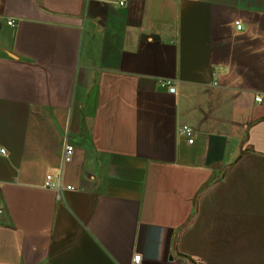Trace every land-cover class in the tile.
Returning <instances> with one entry per match:
<instances>
[{
    "label": "crops",
    "instance_id": "0c3cea01",
    "mask_svg": "<svg viewBox=\"0 0 264 264\" xmlns=\"http://www.w3.org/2000/svg\"><path fill=\"white\" fill-rule=\"evenodd\" d=\"M117 1L0 0V264H264V0Z\"/></svg>",
    "mask_w": 264,
    "mask_h": 264
},
{
    "label": "built area",
    "instance_id": "2783aa9c",
    "mask_svg": "<svg viewBox=\"0 0 264 264\" xmlns=\"http://www.w3.org/2000/svg\"><path fill=\"white\" fill-rule=\"evenodd\" d=\"M130 1L131 0H118L117 4L119 7H125ZM8 24L10 26L14 25L13 22H9ZM235 26H236L237 31H241L243 29V25L240 21L235 22ZM161 85H162V87L167 88L169 93H171V94L175 93V91H176V89L173 85V82L171 80H164L161 82ZM256 101H261V98L257 97ZM179 130L183 135L190 138V140H189L190 143H193V141H194L193 140V136H194L193 128H191L190 126H182ZM73 154H74L73 146L66 145L64 148V161H65V163L71 162V160L73 158ZM0 155L1 156L7 155V150L5 148H2L1 146H0ZM45 187L52 189V190H59V191H62V189H63L61 185H58L54 181L53 176L50 174L47 175L45 178ZM73 189L74 188L72 186H67V190H73ZM140 259H141L140 255L135 256V258H134L135 263L136 264L139 263Z\"/></svg>",
    "mask_w": 264,
    "mask_h": 264
}]
</instances>
